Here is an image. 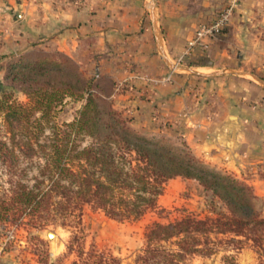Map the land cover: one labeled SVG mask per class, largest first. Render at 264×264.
<instances>
[{"label":"trees","instance_id":"trees-1","mask_svg":"<svg viewBox=\"0 0 264 264\" xmlns=\"http://www.w3.org/2000/svg\"><path fill=\"white\" fill-rule=\"evenodd\" d=\"M103 79H110L109 91L102 87ZM116 84L99 73L86 77L60 49H31L9 60L0 81V163L9 167V191L0 194V221L8 215L14 223L28 218L39 228L60 221L76 231L66 245L77 256L71 264H124L94 246L84 250L78 235L83 208L120 221L136 219L157 206L167 180L182 177L198 181L210 193L215 216L151 224L136 263L183 264L189 254L211 253L209 234L215 233L235 249L246 241L264 264V216L252 187L206 165L181 136L138 129L114 106ZM66 98L80 99L82 106L70 121L53 124L41 138ZM33 157L38 159L37 174L30 183L24 163ZM172 239L176 249L161 245Z\"/></svg>","mask_w":264,"mask_h":264},{"label":"crops","instance_id":"crops-1","mask_svg":"<svg viewBox=\"0 0 264 264\" xmlns=\"http://www.w3.org/2000/svg\"><path fill=\"white\" fill-rule=\"evenodd\" d=\"M14 1L21 6L18 19L27 23L23 40L49 39L70 55L110 54L135 41L126 50L128 62L118 64L120 58L108 56L106 65L93 64L99 73L107 66L116 86L124 82L125 88L113 94L114 106L137 128L180 123L192 152L247 181L264 208V85L248 78L264 70V10L257 0H240L228 25L204 50L202 65L195 64L201 49L190 60L184 54L187 41L228 0ZM14 1L0 0V5ZM175 60L195 73L183 70L170 83L148 81L166 75ZM7 254L0 264H9Z\"/></svg>","mask_w":264,"mask_h":264},{"label":"rangeland","instance_id":"rangeland-1","mask_svg":"<svg viewBox=\"0 0 264 264\" xmlns=\"http://www.w3.org/2000/svg\"><path fill=\"white\" fill-rule=\"evenodd\" d=\"M28 1L32 3L36 2L35 0ZM74 1L77 5H86L90 2V0ZM256 3L258 7L264 10V0H257ZM20 8L21 6L16 3V1L11 5H0V70L2 71L0 81L3 80L4 71L9 60L14 56L21 55L25 53V51L31 49H57L55 44L48 42L49 39L46 41L37 38L35 40L21 39L23 33L22 29L25 25L27 27V23L18 19ZM216 10L213 12V15ZM93 12L95 13L96 10ZM146 16L148 19V11ZM15 41L18 43L15 44ZM126 44V46L130 47L123 49H121V47H115V49L109 50L111 51L110 54H105L100 51L77 55L67 54L77 62L80 70H82L87 77L99 73L95 71L93 64L99 62L101 65H106L105 57L115 56L120 58V60L117 61L118 64L128 62L127 51L130 52L131 47L135 45V41ZM200 51L202 54L197 58L206 63L205 58L207 57V53L204 50ZM192 55V53L189 54V60ZM197 58L195 64H197ZM116 60L117 58H115V61ZM189 62V64H193V61ZM173 64H177V60H175ZM178 64L182 66L181 62ZM107 69V66H103L99 74L111 76L113 78ZM183 70H176L173 75ZM253 73L264 81V70L255 71ZM248 78H251L252 81L263 87V84L254 76ZM101 83L106 91H109L112 87L110 79H103ZM124 88L123 86V88L121 87L118 91H122ZM17 97L21 101L26 100L21 94H17ZM81 106L82 100L66 98L62 106H59L55 110L50 122L45 124L44 133L41 134V138H45L44 136L48 134L50 126L53 124H61L64 121H70ZM157 124L158 123L155 122L149 128L138 129L149 133L164 131L167 134L184 138L180 123L172 125L162 121L161 124L158 125L160 127H157ZM157 128H161V130ZM3 134L4 126L0 121V135ZM84 143L87 142L84 141ZM31 159L32 160L28 159L24 163L27 171L26 178H28L30 183L33 182L32 177L37 174L35 164L38 160L36 157ZM210 167L236 177L222 167ZM260 171V173H264V170ZM236 178L249 184L243 178ZM8 191L9 167L0 163V194H4L5 196ZM210 199V193L206 192L198 181L175 177L174 179L167 180L163 184L162 193L157 197V206L154 209L147 210L142 216L136 219L120 221L106 216L101 211H93L88 206H85L82 210L81 221L78 227L80 228L78 231L81 230V232H78V235L80 236V241L85 251L94 246L98 250L110 252L114 256L120 258L124 264H137L138 255L142 254V249L145 246L144 232L148 226L155 222H174L185 216H192L198 219L214 217L215 214L212 212ZM216 205L217 208L221 210L225 209L220 203H216ZM261 209L264 216V208H262V206ZM27 219L28 218H24L14 223L9 220L8 215L5 220L0 221V260L6 253H8L9 264H71L77 258L75 252H69L66 248L71 235L73 232H76L73 227L61 226L60 221H56L55 223L39 228L36 225L30 224ZM209 237L212 240L210 244L213 247V251L211 253L195 252L189 254L184 258L183 264H259L257 254L246 241L242 245V248L235 249L232 243L219 241V239L225 238L224 235L210 233ZM161 245L168 249H176L175 239L162 242Z\"/></svg>","mask_w":264,"mask_h":264},{"label":"built area","instance_id":"built-area-1","mask_svg":"<svg viewBox=\"0 0 264 264\" xmlns=\"http://www.w3.org/2000/svg\"><path fill=\"white\" fill-rule=\"evenodd\" d=\"M240 4V0H228L221 5L211 19L200 22L196 28L193 36L188 39L184 54H191L195 49L205 50L212 38L217 37L224 27L228 25L231 17L233 16L236 8ZM181 60L177 61L179 65ZM176 69H171L166 75L160 78H147L149 82L154 85L170 83ZM124 86V82H120L116 89L119 90Z\"/></svg>","mask_w":264,"mask_h":264},{"label":"water","instance_id":"water-1","mask_svg":"<svg viewBox=\"0 0 264 264\" xmlns=\"http://www.w3.org/2000/svg\"><path fill=\"white\" fill-rule=\"evenodd\" d=\"M171 69H176V70H186V71H188V72H193V73H195V71H193L190 67H186V66H180V65H174V64H172L171 65ZM252 76H254L255 78H257L263 85H264V81L263 80H261L260 78H258L256 75H254V74H251ZM51 234V233H50ZM49 234V235H50Z\"/></svg>","mask_w":264,"mask_h":264}]
</instances>
